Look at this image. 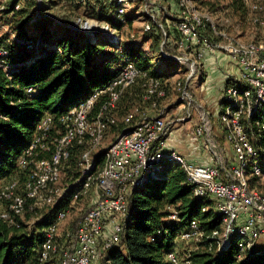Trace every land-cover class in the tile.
Segmentation results:
<instances>
[{
    "label": "built area",
    "instance_id": "obj_1",
    "mask_svg": "<svg viewBox=\"0 0 264 264\" xmlns=\"http://www.w3.org/2000/svg\"><path fill=\"white\" fill-rule=\"evenodd\" d=\"M244 1L246 20L253 26L247 38L229 31L233 26L230 18H214L194 0H179L181 16L170 19L169 24L159 19L150 0H109L116 5L115 17L125 24L129 11L139 5L145 11L142 31L161 33L159 56L181 64L185 70L170 81L127 59L106 86L79 105L58 117L49 113L41 117L31 144L18 160L17 172L0 181V221L18 228L24 221L28 235L58 203L70 200L44 229L38 251L40 264H99L102 253L121 241L131 190L165 160L179 164L193 185L194 195L213 200L222 217L220 228L212 232L194 221L177 239L191 242L195 249L209 240V249L214 245L219 253L236 239L240 260L264 245V148L254 143L264 135V118L250 125V119L264 106V37H259L264 33V0ZM110 35L117 37L113 31ZM218 53H224L239 69L224 88L217 117L231 157L214 137L211 112L197 101L191 88L192 80L202 74L207 56ZM7 55L6 49H0V68L4 70L9 68L4 59ZM137 89H141L142 105L135 104L120 116L123 99ZM170 92H177L178 101L185 106L182 120L190 119L193 109L199 112L200 121L192 136L204 143L209 163L190 162L168 149L174 122L167 120L160 105ZM98 102L101 105L95 111ZM145 105L154 108L156 114H145ZM120 123L123 127L114 141L101 148L108 129ZM74 148H81L77 174L66 177L65 168ZM101 151L105 153L98 164ZM93 190L99 193L93 196ZM89 197L93 205L78 221L76 232L69 229L64 233L67 242L63 241L60 230L70 208ZM28 213L35 218L32 224L26 222ZM167 259L181 264L175 249L167 253Z\"/></svg>",
    "mask_w": 264,
    "mask_h": 264
},
{
    "label": "trees",
    "instance_id": "obj_2",
    "mask_svg": "<svg viewBox=\"0 0 264 264\" xmlns=\"http://www.w3.org/2000/svg\"><path fill=\"white\" fill-rule=\"evenodd\" d=\"M6 1L4 12L20 15L17 28L21 35L11 44L0 41V47L8 51L4 59L9 65L7 70L0 68V181L17 172L18 160L31 144L44 114L58 117L79 105L106 86L125 60L131 59L163 79L170 78L179 68L177 62L160 57L162 63L151 70L150 58L140 45L134 46L102 31L86 32L73 26V21L46 15V6L39 0ZM71 2L77 9L83 7L89 17L107 21L119 31L126 25L115 17L113 2ZM132 21L133 17L127 14V24ZM144 38H151L154 52H159L161 33L158 30L146 32ZM139 102L141 89L127 94L119 115ZM100 105L101 102L96 104L95 111ZM263 118L264 106L253 115L250 124ZM122 127L123 123L112 125L106 138L109 133L117 134ZM254 143L264 148V135L255 138ZM80 152L81 148H74L65 168L66 175L77 174ZM104 153L97 155L98 164L102 163ZM193 190L179 164L163 161L131 190L121 241L102 253L100 264H174L167 259V253L175 249L179 234L192 222L197 221L207 232L220 228L222 217L214 209L213 200L196 197ZM69 201L58 203L38 220L30 235L25 232L24 221L21 228L0 221V264H40L38 251L44 240V229ZM32 215L28 213L26 219ZM209 242L192 250L187 264H264V245L240 260L236 239L221 253L215 251L214 245L209 249Z\"/></svg>",
    "mask_w": 264,
    "mask_h": 264
},
{
    "label": "rangeland",
    "instance_id": "obj_3",
    "mask_svg": "<svg viewBox=\"0 0 264 264\" xmlns=\"http://www.w3.org/2000/svg\"><path fill=\"white\" fill-rule=\"evenodd\" d=\"M52 0H49L48 2L46 0H39L41 4H45V9H46V15H54L55 18L59 19H67L73 22L78 23V27H84L86 30H89L91 27H94L96 24L93 21H98L99 19L95 17H89L87 13L85 12V9L82 7L80 9H77L71 0H53L55 2H50ZM154 3L155 8H157V15L159 16V19L161 21H165L166 24L171 23V20H175V18H178L181 16L182 10L179 7V0H150ZM199 6V8L206 9L210 14L214 16V18H222V17H228L232 21L233 26L229 28V31L232 32L235 36L238 37H251L250 33L253 29V26L249 24L246 20V12L247 8L246 5L242 3L241 0H194ZM7 5L6 0H0V41H7L8 44H11L14 39L19 38L21 35L20 30L17 28L18 24L17 21L20 18V15H17L15 13H7L4 12V7ZM76 18V19H75ZM79 18L81 20H79ZM143 18H145L143 16ZM140 20L134 21L132 24H129L128 26H125V28L122 31V35L124 37V42H130L134 46L140 45V40H142L143 34L141 33L142 29V24ZM168 19V21H166ZM170 20V22H169ZM145 21V20H144ZM72 22V24H73ZM86 24V27H85ZM105 23L100 20L99 22V29H103V25ZM260 33V32H259ZM134 34V37L132 36ZM264 37V33H260L259 37ZM133 39V40H132ZM144 46V45H143ZM146 48V46H144ZM0 49H3V47ZM222 56H225L224 53H221ZM227 57V56H226ZM228 58V57H227ZM163 60H154L153 67L156 68L158 66L159 62H162ZM228 66L230 67L231 62L228 61ZM233 66V65H232ZM235 71L232 72L230 75L229 81L233 80L235 76L239 73L238 67L234 64ZM228 67V68H229ZM238 69V72L236 70ZM203 81V80H202ZM228 81V83H229ZM227 83V84H228ZM224 85V88L226 85ZM192 91L197 99H199L202 103L205 104V106L211 111L213 118L218 117V112H219V104L222 101L221 99L219 100V96L221 97L224 95V89L218 90V92L210 96L211 98L208 101L205 98V93L207 90H204L201 88V83L197 82L195 85L192 87ZM170 92L168 100L173 104L174 107L177 106V96L176 94ZM223 97V96H222ZM138 98H134L136 100ZM140 103V102H139ZM141 104V103H140ZM142 105V104H141ZM173 106L171 105V120L177 118H181L185 116V110L184 107L181 106L180 108L173 110ZM132 107V106H131ZM144 109V108H143ZM215 113V115H214ZM251 125V124H250ZM188 127V125H187ZM176 127L172 129L175 130ZM251 131H254V128H251ZM174 134V132H173ZM178 134V132H176ZM173 136V135H172ZM172 136H171V142H172ZM179 136V135H177ZM114 141V135L109 133L108 137L105 139V142L103 143L101 148L107 147L109 144H111ZM178 147H181L178 145ZM226 149L230 152L229 157L232 156V153L230 151V147L226 146ZM66 177H69L66 175ZM262 188H264V185H262ZM99 192L96 190L92 191V195L96 196ZM91 195V197H92ZM94 201H91L90 197L89 198H82L79 200L77 203L73 204L72 207L70 208L69 211V216L66 222L62 225L60 234L62 240H66V235L64 234L67 230H71L70 232L74 233L77 230V223L81 219L82 215L84 212L91 206L93 205ZM35 221V218L32 219H26L27 223L32 224ZM27 232V230H25ZM63 236V237H62ZM67 242V240H66ZM69 244V243H68ZM195 249L194 244L191 242H185L180 239L176 240V245H175V250L177 251L178 255L180 256L181 264H187L186 259L188 254Z\"/></svg>",
    "mask_w": 264,
    "mask_h": 264
},
{
    "label": "crops",
    "instance_id": "obj_4",
    "mask_svg": "<svg viewBox=\"0 0 264 264\" xmlns=\"http://www.w3.org/2000/svg\"><path fill=\"white\" fill-rule=\"evenodd\" d=\"M107 1L109 2V0H107ZM129 14L133 17L132 23L136 20H140L141 18H143V16L145 17V11L142 10L139 5H136L134 8H132L129 11ZM79 20H81V19L79 18ZM144 20H145V18L142 19L141 23H144ZM99 22H100V20H99ZM99 22H98V24L95 23L96 25L94 27H91L89 30H86V28H84V27H78L77 22H73V26H75L76 28H80L86 32L102 31L108 35H110L111 31H113L118 39H120V40L122 39L124 41L122 31L125 28V26H128L129 24H126L124 26V28L121 31H119L118 29L113 28L109 22L103 21L105 24L103 25V29L100 30L99 29V26H100ZM105 26H109V29L106 30ZM141 33L143 34V37H142V40H140V46L146 52V55L150 58V63H151L150 69L151 70L157 69L162 62H159L158 66L156 68H152V67L154 65L153 61L155 59L160 60L159 52L158 51L154 52V50L152 48V39L151 38L145 39L144 38L145 33L142 31V29H141ZM143 45L146 46V48H144ZM228 61L230 62V60L226 56H222V54H220V53L214 54V55H208L206 60L203 62L202 74H200L199 76H197L196 78H194L192 80L191 88L193 87V85H195V83H197V82L201 83V88L204 90H207V92L205 93V96H206L205 98L207 99V97H208V101H209V99L211 98L210 96L215 95L218 92V90L224 89V85L228 83L230 75L232 74V72L235 71L234 64H231V66L229 67ZM184 70H185V67L182 66L181 64H179V68L177 69V71L170 78H167V79H169L171 81V78L173 76L177 77L179 75H182ZM236 72H238V69L236 70ZM174 94H176V96H177V92H174ZM222 96L223 95L221 93V97L219 96L218 99L222 100L223 99ZM168 98L162 100L160 106L165 109V116H166L167 120H169L171 123V114H172L171 113V105L173 106V104H175V102L171 103L168 100ZM197 101H199L205 108H207L205 106V104L202 103L199 99H197ZM177 102H179V101L177 100ZM180 104H181V106L184 107L185 114H186L185 106L181 102L177 103L176 107L173 106V110L180 108L181 107ZM174 108H176V109H174ZM143 112L145 114H147L148 116H154L156 114V110L149 105H145ZM214 115H215V113H214ZM213 117H212V119L214 122V128H213L214 137L225 146V148H224V150H225L226 146H228V147H230V146L225 143L224 133L221 130V126L219 125L218 120H216V118H213ZM172 121L174 122V126L176 127V129L173 130L174 134H173V132L169 134L168 146H167L168 149H170V150L173 149V150L177 151L178 153H180L181 155L186 157L187 160H189L190 162L197 163V164L209 163V154L207 152V149H206L204 143L202 142V140H199V141L195 140L192 136L194 127L200 121L199 112L197 110L193 109L192 117L190 119L182 120V117H181V118H177V120L173 119ZM187 125H188V127H187ZM174 126H173V128H174ZM176 132H178V134H176ZM112 134L115 137L116 133H112ZM177 135H179V136H177ZM171 136H172V142H171ZM178 145L181 147H178ZM225 151L229 155L230 152L227 149ZM230 151L232 153L231 148H230ZM99 264H100V262H99Z\"/></svg>",
    "mask_w": 264,
    "mask_h": 264
}]
</instances>
